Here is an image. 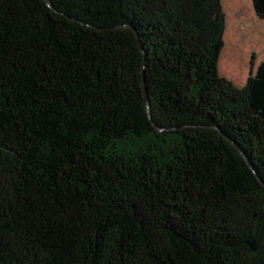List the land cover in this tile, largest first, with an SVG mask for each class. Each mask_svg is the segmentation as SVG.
Segmentation results:
<instances>
[{"label":"trees","instance_id":"16d2710c","mask_svg":"<svg viewBox=\"0 0 264 264\" xmlns=\"http://www.w3.org/2000/svg\"><path fill=\"white\" fill-rule=\"evenodd\" d=\"M223 2L0 0V264H264V62L220 74Z\"/></svg>","mask_w":264,"mask_h":264},{"label":"rangeland","instance_id":"374dc122","mask_svg":"<svg viewBox=\"0 0 264 264\" xmlns=\"http://www.w3.org/2000/svg\"><path fill=\"white\" fill-rule=\"evenodd\" d=\"M227 18L225 48L222 53L220 74L241 87L251 71V59L255 66L264 62V22L260 20L250 0H224Z\"/></svg>","mask_w":264,"mask_h":264},{"label":"crops","instance_id":"0c3cea01","mask_svg":"<svg viewBox=\"0 0 264 264\" xmlns=\"http://www.w3.org/2000/svg\"><path fill=\"white\" fill-rule=\"evenodd\" d=\"M252 4V3H251ZM254 10V9H253ZM246 83V82H245Z\"/></svg>","mask_w":264,"mask_h":264}]
</instances>
